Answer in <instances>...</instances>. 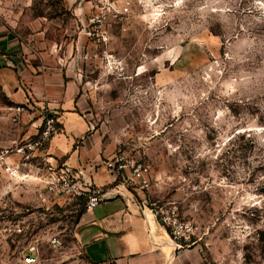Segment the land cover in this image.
Segmentation results:
<instances>
[{
  "label": "rangeland",
  "instance_id": "obj_1",
  "mask_svg": "<svg viewBox=\"0 0 264 264\" xmlns=\"http://www.w3.org/2000/svg\"><path fill=\"white\" fill-rule=\"evenodd\" d=\"M0 32L25 74L69 70L97 165L123 163L111 186L177 232L186 254L264 264V0H0ZM26 105L0 87V148L43 125ZM137 165L145 183L128 179ZM27 168L0 172V264H103L82 249L84 200L46 194Z\"/></svg>",
  "mask_w": 264,
  "mask_h": 264
},
{
  "label": "crops",
  "instance_id": "obj_2",
  "mask_svg": "<svg viewBox=\"0 0 264 264\" xmlns=\"http://www.w3.org/2000/svg\"><path fill=\"white\" fill-rule=\"evenodd\" d=\"M19 53L15 38L0 32V87L6 96L16 95L28 107L34 105L43 113L55 114L60 131L48 142L47 154L80 173L92 189L101 192L106 211L96 216L93 208L79 216V237L87 258L103 264H201L198 255L189 256L180 248L151 210L121 186H111L115 175L96 163L101 158L100 145L88 117L74 102L78 86L69 70H47L42 75L26 70L25 74L20 69ZM31 68L34 72V66ZM41 120L32 122L35 130ZM97 243L102 245L100 253L92 250ZM93 254L98 261L90 258Z\"/></svg>",
  "mask_w": 264,
  "mask_h": 264
},
{
  "label": "built area",
  "instance_id": "obj_3",
  "mask_svg": "<svg viewBox=\"0 0 264 264\" xmlns=\"http://www.w3.org/2000/svg\"><path fill=\"white\" fill-rule=\"evenodd\" d=\"M60 131L57 126V118L51 111L45 113L43 125L30 138H26L19 145L9 148H0V172L12 178H18L23 168L28 166L30 172L37 170V176L43 185L46 194L58 198L80 199L84 198V207L87 211L92 210L102 202L100 191L91 188L83 176L71 169L65 163L51 158L46 152V147L50 139ZM41 158L42 168H35L30 161ZM105 168L112 173H121L125 165L116 160L114 163L107 162ZM147 169L142 165L132 167L130 180H143ZM123 177V176H122ZM163 223L166 221L163 219ZM170 223L168 222V225ZM172 230V229H171ZM170 235L174 240L179 238L174 230Z\"/></svg>",
  "mask_w": 264,
  "mask_h": 264
},
{
  "label": "trees",
  "instance_id": "obj_4",
  "mask_svg": "<svg viewBox=\"0 0 264 264\" xmlns=\"http://www.w3.org/2000/svg\"><path fill=\"white\" fill-rule=\"evenodd\" d=\"M78 200H84V198L82 197V198H80V199H78ZM168 231V230H167Z\"/></svg>",
  "mask_w": 264,
  "mask_h": 264
}]
</instances>
